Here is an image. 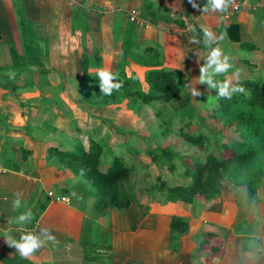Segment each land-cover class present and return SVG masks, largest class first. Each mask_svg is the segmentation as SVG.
<instances>
[{
    "label": "crops",
    "instance_id": "0c3cea01",
    "mask_svg": "<svg viewBox=\"0 0 264 264\" xmlns=\"http://www.w3.org/2000/svg\"><path fill=\"white\" fill-rule=\"evenodd\" d=\"M194 2L199 8L206 4ZM131 9L138 11L137 23L127 18ZM203 28L224 36L212 47L230 57L226 78L264 83V9L224 20L188 0H0V170L10 174L0 180V264H264L260 195L250 200L244 188L228 184L217 199L184 205L140 190L127 209H92V198L79 196L72 204L69 196L84 194L86 184L47 158L48 148L67 136L53 135L44 128L47 118L38 116L54 110L59 117L57 109L75 105L82 111L86 96H76L85 84L92 92L88 77L97 69L115 71L127 29L131 52L153 48L163 68L182 71L188 83L197 84L210 51ZM128 61L129 75L143 82L147 68ZM17 194L21 207L14 209ZM64 197L68 203L56 200ZM29 210L30 223H14ZM174 217L187 221L188 230H172ZM42 228L55 242L26 259L4 241Z\"/></svg>",
    "mask_w": 264,
    "mask_h": 264
},
{
    "label": "trees",
    "instance_id": "16d2710c",
    "mask_svg": "<svg viewBox=\"0 0 264 264\" xmlns=\"http://www.w3.org/2000/svg\"><path fill=\"white\" fill-rule=\"evenodd\" d=\"M128 33L129 29L125 33L120 61L115 71L111 72L122 87L111 95H105L100 93L97 75L90 76L92 92L87 95L86 102L96 100L109 104L126 100L127 107L132 111L163 102L174 106V116L186 117V125L191 122L203 128L204 122L209 121L215 126L209 134L202 131L183 132L182 128L177 131L187 143L203 152L198 155L179 156L169 147H155L147 151L151 163L159 172L165 169L169 174L179 175L181 168V177L186 179L180 185L160 181L157 190L162 198L184 205H193L198 198L212 201L221 196L225 183L244 188L250 200L257 199L259 195L264 197V86L258 80L238 79L233 84L243 87L244 92L233 94L231 99L220 98L216 90H210L202 97L204 113L201 114L200 109L190 103L189 92L183 87L184 83H188L185 74L163 68L160 55L153 48L142 53L131 52ZM128 58L147 68L143 82L134 73L127 75ZM225 79L223 74L217 80L223 82ZM170 131L168 128L159 131L158 135L165 137ZM223 131H230L231 134L226 135ZM59 144H72V147L66 150L50 147L47 158H55L74 177L93 188L96 208L127 209L141 193L123 188L130 170L121 158L105 150L102 141L89 139L86 148L75 138L67 136L65 142ZM21 152L27 153L25 150ZM171 229L185 232L188 223L174 217Z\"/></svg>",
    "mask_w": 264,
    "mask_h": 264
},
{
    "label": "rangeland",
    "instance_id": "374dc122",
    "mask_svg": "<svg viewBox=\"0 0 264 264\" xmlns=\"http://www.w3.org/2000/svg\"><path fill=\"white\" fill-rule=\"evenodd\" d=\"M126 71L129 75L131 70L128 72L126 69ZM221 75L223 76V74ZM251 80H258L261 85L264 84L262 80L257 78ZM192 85L202 95L193 98L189 93L190 103L199 108L202 114L204 113L202 97L206 93L208 94L210 90L207 88V85L199 83H192ZM86 87L88 85L85 84L81 90L82 94L78 93L79 95L76 97L81 98V95L87 97L89 93L85 91ZM82 104L84 105L82 111L78 110L79 105L73 106L72 109L68 106L67 108L57 109L62 113L59 117L55 116L56 112L54 110H49L48 112L43 111L38 118H47V120L43 121V124L47 122V126H44V128L49 129L53 135L60 136L63 132L69 138H75L84 147L87 146L89 139L102 141L105 150L113 156L121 158L130 170L129 179L124 183L123 188L136 192L141 190L149 193L153 198H157L159 196L158 194H160L157 190V187L160 186V181L165 180L168 184L180 185L184 184L186 179L184 180L181 177L182 169L179 167V175L178 173L169 174L165 169L160 171V173L151 163L147 151L155 147H169L174 153H179V156L198 155V153L203 152L187 143L177 134V131L182 128L183 132L198 133L202 131L209 134L211 132L210 130L215 129V126L211 125L209 121L204 122L205 126L203 128H198L195 123L191 122L189 125H186V117L178 118L174 116V106L167 105V103L163 102L152 103L149 107L141 106L137 111L129 109L126 100L121 103L109 104L104 101L93 100L90 103L84 102ZM87 107L88 109L86 110ZM27 117L32 118L36 117V115H27ZM74 121L75 123H72ZM53 123H55V126ZM168 128L171 131L167 136L161 137L158 135L159 131L163 132ZM223 133L226 135L231 134L230 131H223ZM53 138L55 142L56 138ZM20 144L23 147V142H20ZM56 146L60 150H66L72 147V144L63 146L62 144H56ZM17 147L19 146L15 144V148ZM159 175L161 176L160 180H157ZM9 176V173H4L0 176V180ZM226 185L228 183L223 184V186ZM85 186L86 188H83L85 189L84 194L80 191L76 197L69 195L71 202L74 204L75 199H79L82 196L87 201L89 198H92L94 200L92 209H95L96 198L93 196L94 190L89 184ZM93 221L94 225L99 224L96 219H93ZM85 235H89L87 229Z\"/></svg>",
    "mask_w": 264,
    "mask_h": 264
},
{
    "label": "clouds",
    "instance_id": "9594fccd",
    "mask_svg": "<svg viewBox=\"0 0 264 264\" xmlns=\"http://www.w3.org/2000/svg\"><path fill=\"white\" fill-rule=\"evenodd\" d=\"M233 0H206V4L199 8V6L194 2V0H188V3L194 9H198L201 12H224L232 4ZM189 30L194 31V27L189 25ZM203 44L206 48H209L207 56L204 59V64L199 67V77L198 82L202 85H207L209 90H216L217 96L224 99H231L233 94L244 92V88L238 85L233 84V78L229 77L223 82L218 81L216 77L221 74L228 73L229 70L233 67L229 62L230 57L226 55L220 47H212L214 43L224 39L223 35L216 36L210 29L203 28ZM200 41L196 40L193 37V43H199ZM10 78L14 76L13 73H8ZM96 75L99 80V89L100 93L105 95H111L113 91H118L122 87L120 82H117V77L110 71L104 69H97ZM234 77L238 79L239 73H234ZM183 87L190 93V95L195 98L202 95V93L196 90L195 86L190 83H184ZM63 199L67 200L68 197ZM21 207V199L19 194L16 195V198L13 200V208L19 209ZM32 220V212L26 211L20 214L15 218L14 223L16 224H27ZM55 237L50 233L46 228L40 229L39 234H34L32 232H27L26 234L20 235L19 240L13 238L9 235L4 241L5 243L14 248L21 258H28L33 253L38 251L45 243L51 241L55 242Z\"/></svg>",
    "mask_w": 264,
    "mask_h": 264
},
{
    "label": "built area",
    "instance_id": "2783aa9c",
    "mask_svg": "<svg viewBox=\"0 0 264 264\" xmlns=\"http://www.w3.org/2000/svg\"><path fill=\"white\" fill-rule=\"evenodd\" d=\"M254 9H264V0H260L254 5H250V3L247 0H233L229 8L226 11L220 12V13L222 14V18L224 20H227L232 16L238 15L248 10H254ZM127 18L130 23H137L138 11L136 9H131L130 11L127 12ZM3 173L4 171L0 170V175ZM56 200L68 203V200H65L63 198L56 199Z\"/></svg>",
    "mask_w": 264,
    "mask_h": 264
}]
</instances>
